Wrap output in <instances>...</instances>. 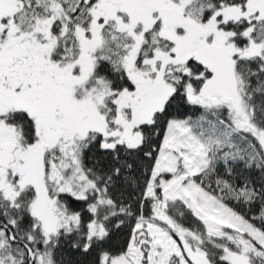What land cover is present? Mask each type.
<instances>
[{
  "label": "snow or ice",
  "instance_id": "6c2138e0",
  "mask_svg": "<svg viewBox=\"0 0 264 264\" xmlns=\"http://www.w3.org/2000/svg\"><path fill=\"white\" fill-rule=\"evenodd\" d=\"M65 249L264 264V0H0V264Z\"/></svg>",
  "mask_w": 264,
  "mask_h": 264
},
{
  "label": "trees",
  "instance_id": "16d2710c",
  "mask_svg": "<svg viewBox=\"0 0 264 264\" xmlns=\"http://www.w3.org/2000/svg\"><path fill=\"white\" fill-rule=\"evenodd\" d=\"M251 214L252 213H249V215ZM129 234H130V227L122 228L120 232L114 234L111 244L119 246L123 241H125L128 238ZM64 256L66 260H71L73 264H78V262L79 264H92V262L96 258V250L93 249V251L90 252L86 257H83L75 251H70L65 249Z\"/></svg>",
  "mask_w": 264,
  "mask_h": 264
}]
</instances>
